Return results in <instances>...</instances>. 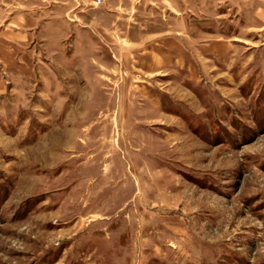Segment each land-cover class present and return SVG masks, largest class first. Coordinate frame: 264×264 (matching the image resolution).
<instances>
[{"label":"rangeland","instance_id":"374dc122","mask_svg":"<svg viewBox=\"0 0 264 264\" xmlns=\"http://www.w3.org/2000/svg\"><path fill=\"white\" fill-rule=\"evenodd\" d=\"M130 1L0 56V264H264V0Z\"/></svg>","mask_w":264,"mask_h":264},{"label":"crops","instance_id":"0c3cea01","mask_svg":"<svg viewBox=\"0 0 264 264\" xmlns=\"http://www.w3.org/2000/svg\"><path fill=\"white\" fill-rule=\"evenodd\" d=\"M1 2L14 8L6 18V14L0 12V56L32 54L40 24L45 23V32H48L50 25L56 22L66 25L70 21L68 17H71L73 22L81 23L80 18L90 21L94 16V7L100 6L95 4V0H9V3L7 0H0ZM130 2L104 0L101 5L110 13L119 7H128ZM255 3L258 6V0H255ZM261 16L264 19V11Z\"/></svg>","mask_w":264,"mask_h":264},{"label":"built area","instance_id":"2783aa9c","mask_svg":"<svg viewBox=\"0 0 264 264\" xmlns=\"http://www.w3.org/2000/svg\"><path fill=\"white\" fill-rule=\"evenodd\" d=\"M104 0H95L96 5H101L103 4Z\"/></svg>","mask_w":264,"mask_h":264}]
</instances>
